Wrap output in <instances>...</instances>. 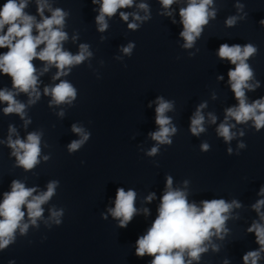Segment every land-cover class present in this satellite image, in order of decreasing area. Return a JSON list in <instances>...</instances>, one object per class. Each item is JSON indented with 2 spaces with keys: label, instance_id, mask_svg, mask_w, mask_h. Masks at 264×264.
Instances as JSON below:
<instances>
[{
  "label": "water",
  "instance_id": "95a60500",
  "mask_svg": "<svg viewBox=\"0 0 264 264\" xmlns=\"http://www.w3.org/2000/svg\"><path fill=\"white\" fill-rule=\"evenodd\" d=\"M146 2L151 6L152 19L139 30H129L117 14L109 20V29L101 33L95 22L96 6L91 0H83L65 23L69 38L64 48L76 54L80 44L87 43L93 56L72 67L71 73L59 80L52 79L58 69L51 67L40 77L41 97L35 104H28L26 93L16 97L26 104L25 119L31 120L27 126L19 114L1 117L0 140L7 139L10 125L16 127L22 139L31 132L40 133L41 154L40 163L25 171L16 166L12 149L0 143V199L4 191L10 190L13 179L28 187L38 185L40 190H46L52 180L61 183L51 200L42 206L45 211L43 218L38 219V227L30 225L24 236L17 231L16 243L0 251V264H8L10 259H15L16 264H148L151 257H137L134 242L157 215L167 175L173 177L177 188H184V181H189L190 201L238 198L245 205L234 210L239 219L227 222L231 235L224 242L216 240L223 245L221 251L209 249L199 264H223L225 256L232 258V264H242V254L257 247L254 235L248 234L246 228L257 218L250 205L264 184V129L257 132L251 121L237 125L246 135L237 136L230 145L217 136L216 128L224 120L225 109L238 101L227 76L229 67L235 66L221 60L216 49L224 42L256 45L258 52L248 62L262 84L246 95L249 102L264 96V26L258 23L264 18V0H214L216 19L210 20L190 49L182 47L184 40L179 36L183 26L178 10L186 0L172 6L177 10L175 24L170 17L159 15V0ZM237 2L244 4L243 12L238 11ZM230 16L244 18L228 27L225 21ZM130 41L136 42V48L128 56L120 48ZM44 64L38 60L35 65L41 69ZM221 74L224 80L218 79ZM60 80L73 84L77 98L71 105L50 106L52 97L45 95L43 89ZM158 95L175 100L174 109L167 115L172 117L178 132L171 146L161 145L159 153L149 157L145 152L157 142L148 133L159 126L155 124V105L149 108L148 102ZM205 101L207 107L202 111L206 131L196 136L190 132V118ZM61 111L63 116L59 115ZM209 112L217 116L216 124L208 121ZM73 124L92 136L69 154L68 144L81 138L72 131ZM241 139L247 148L236 155ZM203 142L211 145L209 151L201 150ZM229 146L233 155L227 154ZM45 155L50 157L47 161L43 160ZM118 186L134 188L138 193L136 206L148 208L151 213L137 215L126 229L119 228L111 215L107 220L100 215L106 206H111L109 197L115 196ZM151 192L157 198L148 202L145 197ZM53 207L64 209L60 226L50 219Z\"/></svg>",
  "mask_w": 264,
  "mask_h": 264
},
{
  "label": "clouds",
  "instance_id": "9594fccd",
  "mask_svg": "<svg viewBox=\"0 0 264 264\" xmlns=\"http://www.w3.org/2000/svg\"><path fill=\"white\" fill-rule=\"evenodd\" d=\"M180 2L181 0H159L162 7L159 15L170 17L172 23H177V10L172 6ZM91 4L96 6L93 7V11L97 13L95 22L97 30L101 33L109 29V20L117 14L131 31L139 30L145 22L152 19L151 6L146 0H141L139 3L136 0H91ZM28 5L29 0H5L0 5V49H7L0 52V75H8L12 80L11 89L0 88V103L7 104L3 108L5 115L19 114L21 119H24L25 126L31 120L25 119L26 104L18 101L16 97L21 92L26 93L29 96L28 104H35L41 97L40 77L51 67L58 69L52 79L59 80L60 77L69 75L72 67L93 56L87 43L80 44L76 54L64 48V42L69 38L64 30L66 17L70 15L68 11L53 8L48 0H37L40 17L37 19L36 16L25 11ZM236 7L238 11L243 12L245 6L237 2ZM130 8L136 10H124ZM45 9L51 13L50 16L45 15ZM141 11L143 15L140 14ZM178 15L179 23L183 26L179 32V36L184 40L182 47L190 49L197 39L202 37L205 26L210 20L216 19L217 11L214 0H186L185 5L179 8ZM243 18V16H230L225 21L226 26L234 27L237 21ZM258 23L264 26V18ZM41 45L43 47H40ZM135 48L136 42L130 41L127 45H121L120 50L131 56ZM257 52L258 47L251 42L245 44L224 42L216 49V55L221 60H227L235 66L229 67L227 76L230 89L238 103L225 109L224 120L216 128L217 136L222 137L229 145L237 136L242 138L246 135L244 129L242 127L238 129L237 125H245L251 121V127L257 132L264 129V96L249 102L246 95L248 91H255L262 84L256 79L255 71L248 62ZM36 59L45 62L43 68L36 67L33 63ZM218 79L224 80V75H219ZM43 93L52 97L50 106L61 103L71 105L77 98V89L67 80L45 86ZM153 105H155V124L159 127L148 133L157 142L145 152L149 157L156 156L161 145L171 146L173 137L178 132L172 117L167 115L174 109L175 100H168L163 95H158L148 102L149 108ZM205 107H207L206 101L197 106L190 118V132L193 135L199 136L206 131V118L202 111ZM59 115L63 116L64 112L61 111ZM217 119L215 114L208 113L210 123L216 124ZM72 131L80 134L81 138L68 144L69 154L79 150L92 136L91 132L86 133L77 124L72 125ZM0 143H5L12 149L11 156L16 158V166L22 167L25 171L34 169L40 163V133L31 132L26 139H22L16 127L10 125L7 139L0 140ZM210 148L211 145L207 142L201 144L202 151L207 152ZM246 148L247 143L243 139L239 140L235 154L239 155L240 150ZM227 154H234L231 146L227 148ZM49 158L48 155L43 156L44 161ZM81 163L85 162L81 161ZM60 183V180H52L47 184L46 190H40L38 185L28 187L19 179L11 181L10 190L4 191L0 199V251L16 243L17 231L24 236L27 235L30 225L38 227V219L43 218L45 211L42 206L55 195ZM188 184L189 181L185 180L184 188L174 187L173 177L166 176L164 192L159 197L157 215L146 231L139 234L134 242L137 257H151L148 264H193V262L199 264L202 254L209 249L220 252L223 245L216 243V240L224 242L231 235L232 229L227 222L239 219V213H234V210L245 207L243 201L238 198L230 201L224 197L203 199L199 202L190 201ZM137 195L134 188L126 190L125 187L118 186L115 196L109 197L111 206H106V211L100 214L101 218L107 220L111 215L118 221L119 228L126 229L137 215H150L148 208L140 209L136 206ZM256 196L258 198L251 203L250 208L255 211L257 218L248 225L246 232L254 235L257 247L250 248L242 254V264H261L264 260V184L259 186ZM156 198L157 194L151 192L145 200L151 202ZM63 218V208L51 209L50 219L56 226L63 223ZM46 238L45 236L44 239ZM8 264H16V260L10 259ZM223 264H232V258L225 256Z\"/></svg>",
  "mask_w": 264,
  "mask_h": 264
}]
</instances>
